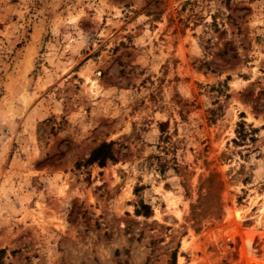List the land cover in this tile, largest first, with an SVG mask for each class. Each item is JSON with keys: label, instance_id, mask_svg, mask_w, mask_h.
Listing matches in <instances>:
<instances>
[{"label": "rangeland", "instance_id": "374dc122", "mask_svg": "<svg viewBox=\"0 0 264 264\" xmlns=\"http://www.w3.org/2000/svg\"><path fill=\"white\" fill-rule=\"evenodd\" d=\"M173 254L264 264V0H0V264Z\"/></svg>", "mask_w": 264, "mask_h": 264}, {"label": "trees", "instance_id": "16d2710c", "mask_svg": "<svg viewBox=\"0 0 264 264\" xmlns=\"http://www.w3.org/2000/svg\"><path fill=\"white\" fill-rule=\"evenodd\" d=\"M160 132H163L162 123L159 124ZM113 141H103L96 145L89 153L88 157L84 160V164L96 163L99 166H104L106 161L115 160L116 156L112 149ZM207 182L211 181V177L206 179ZM136 214H143L145 216L149 215V207L147 205H141L140 208L135 210ZM198 228H196L197 230ZM175 255L171 256L169 264H174Z\"/></svg>", "mask_w": 264, "mask_h": 264}]
</instances>
